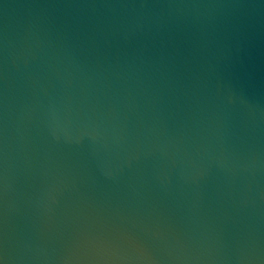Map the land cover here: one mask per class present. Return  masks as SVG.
<instances>
[{"label": "water", "instance_id": "obj_1", "mask_svg": "<svg viewBox=\"0 0 264 264\" xmlns=\"http://www.w3.org/2000/svg\"><path fill=\"white\" fill-rule=\"evenodd\" d=\"M0 264H264V0H0Z\"/></svg>", "mask_w": 264, "mask_h": 264}]
</instances>
